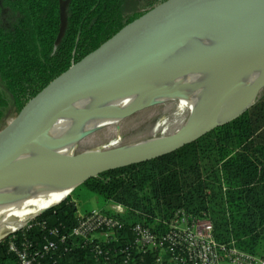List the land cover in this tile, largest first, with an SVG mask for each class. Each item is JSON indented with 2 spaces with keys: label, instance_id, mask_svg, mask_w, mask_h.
<instances>
[{
  "label": "trees",
  "instance_id": "obj_1",
  "mask_svg": "<svg viewBox=\"0 0 264 264\" xmlns=\"http://www.w3.org/2000/svg\"><path fill=\"white\" fill-rule=\"evenodd\" d=\"M62 1H67L65 27L58 39ZM168 1L0 0V130L128 26ZM134 3L139 9L128 12L127 6ZM108 140L105 137L101 144ZM78 189L106 205L125 207L119 219L125 224L126 238L107 245L112 250L131 242V225L141 223L160 233L167 230L173 214L184 209L196 216L206 214L217 243L263 256L264 91L247 111L198 139L89 178L71 195ZM77 212L70 196L45 210L0 242V264H18L9 250L11 242L19 248L30 244L36 254L42 252L46 239L56 244L43 259L47 264H102L92 244L70 235ZM117 257L116 264H153L151 256L127 263L122 254Z\"/></svg>",
  "mask_w": 264,
  "mask_h": 264
},
{
  "label": "water",
  "instance_id": "obj_2",
  "mask_svg": "<svg viewBox=\"0 0 264 264\" xmlns=\"http://www.w3.org/2000/svg\"><path fill=\"white\" fill-rule=\"evenodd\" d=\"M240 1L248 5L253 3L251 0ZM66 4L67 1L61 3L62 27L58 39L62 37L65 27ZM244 20V17L227 10L222 3H218V0H170L128 26L97 55L76 71L70 72L64 80L28 105L0 130V185L26 179L34 171L53 172L57 169L69 168L74 164L79 165L75 168L71 167L72 170L69 169L73 176L94 171L80 182L81 185L87 179L105 171L170 152L247 111L254 104L250 102L253 88L258 83H262L260 94L264 88V71L251 73L252 69H250L255 63L257 49L262 42L258 43L255 38L239 47L234 45L219 51L216 57L208 62L209 67H224L231 64L236 69H250V73L255 75V78L245 77L246 82L242 86L221 100L223 110L210 116L204 124L188 130L189 122H187L175 134L128 145L111 146L112 140H110L94 149L73 154L71 157H63L49 151H35L24 156L35 137L57 120L87 106V110L69 122L64 130L69 131L88 122L89 110L93 109L98 96L110 83L143 85L149 81L150 74L157 69L169 74L195 67L193 64L160 58L138 66L130 73H125L124 70L128 68L126 61L129 59L148 54L160 47L228 33ZM144 142L152 143L126 151ZM101 163L112 165L97 170Z\"/></svg>",
  "mask_w": 264,
  "mask_h": 264
},
{
  "label": "bare ground",
  "instance_id": "obj_3",
  "mask_svg": "<svg viewBox=\"0 0 264 264\" xmlns=\"http://www.w3.org/2000/svg\"><path fill=\"white\" fill-rule=\"evenodd\" d=\"M251 1L253 3L248 5L240 0H218V3H222L227 10L244 17L245 20L228 33L160 47L148 54L129 59L126 61L128 68L124 72L130 73L132 69L160 58L193 64L194 68L173 71L169 74H164L161 70L152 72L149 81L143 85L110 83L106 90L98 96L93 109L89 110L88 122L69 131L64 130L69 122L87 110V106L57 120L35 137L24 156L35 151H49L63 157H71L79 137H82L81 135L90 127L112 121L119 122L124 115L137 109L187 92L183 102H194L196 97L205 93V89L209 92L208 103L203 113L192 121L191 128L204 124L210 116L223 110L221 100L235 83L245 80V77L254 79L255 75L251 74L252 72L264 71V0ZM252 38H255L258 43L262 42L257 49L255 63L250 66L251 73L250 69H236L231 64L224 67L207 65L219 51L234 45L239 47ZM213 84L217 86L212 88ZM262 85L258 83L253 88L250 96L251 103L258 100ZM122 105L121 109L114 111ZM150 143L152 142L137 144L126 151ZM117 144H119V137L112 140L111 146ZM78 165L74 164L71 167L75 168ZM110 165L112 164L101 163L97 170ZM71 167L57 169L53 172L34 171L26 179L0 185V241L26 227L45 209L66 199L85 177L94 173V171H89L85 175L76 177L70 174Z\"/></svg>",
  "mask_w": 264,
  "mask_h": 264
},
{
  "label": "built area",
  "instance_id": "obj_4",
  "mask_svg": "<svg viewBox=\"0 0 264 264\" xmlns=\"http://www.w3.org/2000/svg\"><path fill=\"white\" fill-rule=\"evenodd\" d=\"M107 206L110 214L103 210L78 211L77 222L70 233L92 244L102 264H116L118 254L124 257V263L137 257L144 262L151 256L153 264H220L223 261L264 264V255L248 254L234 246L217 243L213 225L206 214L196 216L184 209H178L167 222V230L160 233L141 223L131 225V242L112 250L107 245L125 241L126 228L119 216L124 215L126 209L118 203ZM64 239L65 236L61 237L62 241ZM55 246V242L46 239L42 252L33 254L30 244L24 243L19 248L11 242L9 250L15 254L18 264H47L43 259Z\"/></svg>",
  "mask_w": 264,
  "mask_h": 264
},
{
  "label": "rangeland",
  "instance_id": "obj_5",
  "mask_svg": "<svg viewBox=\"0 0 264 264\" xmlns=\"http://www.w3.org/2000/svg\"><path fill=\"white\" fill-rule=\"evenodd\" d=\"M137 9H139L138 3L127 6L128 12ZM158 71L160 70L157 69L153 72L155 73ZM243 80L235 83L230 88L229 93L234 92L237 88L242 86ZM0 86L2 87L1 82ZM215 86H217V84H213L212 88H215ZM204 91L205 93L196 97V101L194 102H183V98L188 94L187 92L185 94L171 96L137 109L130 114L124 115L119 122L114 123V121H112L104 125L92 126L81 135L82 137H79L74 147L73 154L98 147L105 137L109 138L108 141L119 137V146H122L143 141L146 138L152 139L169 136V134L179 131L187 122H189L187 129H190L192 121L203 113L208 103L209 92L205 89ZM122 107L123 105L115 108L114 111ZM156 117L157 120L153 123L152 121ZM8 121H10V119ZM106 127L111 128L101 130ZM69 196L72 201L76 203L78 211L81 213L85 211L102 210L108 207L98 196L91 195L83 189H78ZM220 264L232 263L223 261Z\"/></svg>",
  "mask_w": 264,
  "mask_h": 264
}]
</instances>
